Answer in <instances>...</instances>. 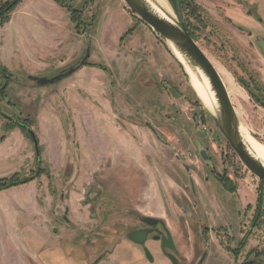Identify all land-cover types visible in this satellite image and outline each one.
Instances as JSON below:
<instances>
[{"label": "rangeland", "instance_id": "1", "mask_svg": "<svg viewBox=\"0 0 264 264\" xmlns=\"http://www.w3.org/2000/svg\"><path fill=\"white\" fill-rule=\"evenodd\" d=\"M6 1L0 0V8ZM161 1L179 24L178 0ZM244 2L259 6L254 18L264 21V0ZM202 6L201 20L188 18L189 27L226 85L242 135L264 144V108L238 81L254 77L264 86L259 39L250 42L246 33L208 16ZM70 9L78 11L79 30ZM263 25L254 33L264 36ZM84 60L86 65L62 81L39 85V78H52ZM0 62L11 78L7 98L0 100V137L26 140L23 145L16 138L0 141V179L34 176L0 190V264H172L152 237L144 246L130 239L145 226L142 218L160 221L164 228L158 229L172 235L176 251L167 252L179 264H199L210 249L202 264H264V255L256 259V253H264V182L223 137L217 114L199 100L168 42L123 0H22L0 25ZM2 114L15 123L28 120L37 147L30 134L9 128ZM147 124L160 130L161 153L148 140L151 135L133 127L146 130ZM171 135H181L182 141L186 135L205 136L211 163L197 152L204 177L199 191L190 189L193 157L174 151ZM146 148L154 152L143 165L137 154ZM211 171L227 177L235 191ZM151 174L164 189L169 218L147 214ZM259 196L263 217L254 227ZM145 248L155 261H148Z\"/></svg>", "mask_w": 264, "mask_h": 264}, {"label": "water", "instance_id": "2", "mask_svg": "<svg viewBox=\"0 0 264 264\" xmlns=\"http://www.w3.org/2000/svg\"><path fill=\"white\" fill-rule=\"evenodd\" d=\"M123 1L135 16L140 18L144 23H146L154 31H156L163 38V40L171 42L194 67L203 72V74L209 80L210 86L212 88V91L215 93V97L218 103V110L216 112L217 118H214V120L219 128V131L226 139L230 147L233 149L235 154L238 156L240 161L243 163V165L262 182H264V165L250 154L248 148L244 144V141L240 134V121L232 100L230 99L226 85L224 84L216 66L206 55L204 50L199 46V44L194 40L186 26L182 13V0H178L177 5L180 17L179 24L172 23L159 16L151 8L146 0ZM258 46L264 55V39H260L258 41ZM85 63L86 61L84 60L78 67L83 66ZM75 72L76 68H70L69 70H66L52 78L35 79H38L39 85L45 86L60 82ZM149 126L153 129V131L156 132V130L151 125ZM199 155L207 164L211 163L206 149L200 150ZM146 220L155 224V220L152 218H146ZM168 234V237L162 238V246L164 248L169 247L172 250H176L174 239L170 233ZM147 235V231H135L130 235V239L135 243L144 244L147 240ZM145 255L148 261H154V257L148 249L145 250ZM168 258L170 259L172 264H179L175 256L168 255ZM205 258L206 254L202 257L199 264H202Z\"/></svg>", "mask_w": 264, "mask_h": 264}, {"label": "crops", "instance_id": "3", "mask_svg": "<svg viewBox=\"0 0 264 264\" xmlns=\"http://www.w3.org/2000/svg\"><path fill=\"white\" fill-rule=\"evenodd\" d=\"M198 1L201 2V4H203V6L200 5V3H198ZM202 1L204 3H202ZM195 3L202 6L204 8V10L207 12L208 16L215 18V19L227 20L228 22H230V24L233 28L242 30V32L246 33V35L249 38V41L252 43H254L258 37H261V36L264 37L263 35H260L258 33H254L255 27H258V29L260 27H262V23L254 18V15H257V13H259V11H260V7L259 6L257 7L254 3L245 4L244 0H195ZM209 6H211V9ZM255 7H257V9H255ZM212 10L215 12H218V13L220 12L222 14V18L218 17L217 16L218 14H216V16H215V14H213ZM263 32H264V27H263ZM262 59H263V62H261L258 70L260 72L259 74L261 77V81L264 84V57L263 56H262ZM157 109H158V112L156 113L157 117L159 119H163L164 113L162 111V107L157 106ZM176 112H175V116L177 117L180 115V113L177 110H176ZM174 121L177 125L178 120L174 119ZM149 125H151V124H147L146 130L142 129V127L138 126V125H133V127L136 128V131L140 135H146V136L151 135L152 138L149 136L150 139H148V140L154 142V144L156 145L155 151H157V152L161 151L162 152L164 150V148H161L162 150L159 149L158 143H161L164 146L165 142H164V140L161 141L159 138L160 130H158V127H154L153 125H151L156 130V132H155V131H153V129ZM185 126H186V124H185ZM174 128L176 129V127H174ZM171 136H172L171 140L173 141V144H174L172 149L174 151H179V152H182L183 155L188 154V155L193 157L190 159V162L192 164H194V166L193 165L192 166L196 170L192 169V171H191L189 169V171H188V172H192L189 176V178L191 179V186H192L190 189L194 191V189L197 188L196 190L199 191L201 188V183H202V180L204 177L202 175L203 165L198 164L199 161H198V157H197V152L199 153L200 150L205 149V147H204V146H206L205 145V142H206L205 136L204 135H198V136L186 135V136H183V141H182L181 135H171ZM13 138L20 140L22 145L26 143V140H25L23 135H10L8 137L6 136L3 143L7 144ZM168 138H169V136H168ZM151 151L154 152V149L151 148L150 150H148L146 148V149H143L139 154H137L139 159H140V162L143 165L144 164H150L148 162V159H149V154L151 153ZM147 171H150V169ZM50 172L54 173V176H55L54 179L56 181H59L61 184L62 178L60 179L59 177H56L55 171H50ZM212 173L216 177V174H215L216 172H212ZM150 178L151 179H149V184L147 186L148 188L146 191V198H147L146 200L150 205L149 206V212L147 211V214L151 212V214H154L156 217H159L162 219L163 218H169L168 209L166 208V201H165L164 193H163L164 189L163 190L161 189L160 185L158 184V182H156L155 177L153 175H152V177L150 176ZM34 183L35 182H31L28 185L30 186ZM194 195L196 196V194H194ZM196 199H197V203L200 204L197 196H196ZM36 203L37 202H34L32 204V206H34V204L36 205ZM168 206H170V207L172 206L171 207L172 209H174L176 207L175 203L173 204V202H171V201H170ZM31 209L37 210V207L35 209L32 207ZM209 228L211 231H214V229H215L214 225H211ZM210 250H209V253L206 254V258H205L204 262L212 254L213 251H210Z\"/></svg>", "mask_w": 264, "mask_h": 264}, {"label": "trees", "instance_id": "4", "mask_svg": "<svg viewBox=\"0 0 264 264\" xmlns=\"http://www.w3.org/2000/svg\"><path fill=\"white\" fill-rule=\"evenodd\" d=\"M22 2V0H7L6 2H3L1 4V8H0V25H4L6 22L9 21L10 16L12 14V12L15 10V8L17 7V5H19ZM69 9V8H68ZM71 10V9H70ZM202 9L200 8V6H198L193 0H183L182 2V13L183 16H187L185 17V23L186 26L190 32V34L192 35V37L194 38V40L197 42V37L195 36V34L193 33V31L191 30V28L189 27V23L187 21V19L189 18H194L196 21H200V14L199 12H201ZM78 11L76 10H71V17H72V21L74 22V24L76 25V30H79L81 28V26H79L78 21ZM259 22L262 23V20L259 18L258 19ZM87 63H85L84 65H86ZM82 67V66H81ZM80 67H78L79 69ZM76 67V71L78 70ZM0 75L3 77L4 79V84H5V90L7 88L8 85V81L11 80L10 75L7 72V69L1 65L0 63ZM36 77H32L31 79H35ZM239 83L241 84V86L249 93V95L252 97V99L258 103L259 105H261L264 108V86L263 85H259L257 84V82L255 81L254 77H251V82H253V84H251V82H245L244 80H238ZM4 90V91H5ZM5 93V92H4ZM28 120H26L24 123L19 124V123H15L13 125H11V127L9 128H20L24 133H28L30 135V137H32L33 141L36 144L37 147V141H36V136L34 135L31 126L26 125ZM34 124V123H33ZM217 179L224 185V187L228 190V191H235V189L232 187L230 180L227 177H223L219 174H216ZM34 179V176H30L27 178H19L17 175L13 176L10 179H1L0 180V190H4L13 186H17L19 184H25L30 182L31 180ZM262 204H263V197L259 196L258 199V203H257V208H256V213H255V221H254V227L260 226L262 223V217H263V209H262ZM246 240H243L241 242V245H245ZM254 253V252H252ZM264 255V253H256V259L259 260L261 258V256ZM244 264H255V262L250 261V260H246L244 262ZM257 264V262H256Z\"/></svg>", "mask_w": 264, "mask_h": 264}, {"label": "bare ground", "instance_id": "5", "mask_svg": "<svg viewBox=\"0 0 264 264\" xmlns=\"http://www.w3.org/2000/svg\"><path fill=\"white\" fill-rule=\"evenodd\" d=\"M151 8L162 18L175 23L168 15L166 5L161 0H156V3H154L152 0H146ZM168 45L171 47V50L175 57L182 63V65L186 68L189 77L190 82L192 85V88L199 98V100L202 102L204 107L211 112L213 115L216 114L218 110V103L215 97V93L212 91V88L210 86L209 80L206 78V76L203 74L201 70L191 65L194 70L189 66L188 63L189 60L171 43L168 42ZM223 80V79H222ZM224 82V81H223ZM225 84V83H224ZM229 93V92H228ZM230 96V94H229ZM240 134L242 136V139L244 141V144L248 148V151L250 154L260 161L264 165V144H261L260 142L256 141L255 139L250 137L249 135H242V127L240 126ZM246 134V133H245Z\"/></svg>", "mask_w": 264, "mask_h": 264}, {"label": "flooded vegetation", "instance_id": "6", "mask_svg": "<svg viewBox=\"0 0 264 264\" xmlns=\"http://www.w3.org/2000/svg\"><path fill=\"white\" fill-rule=\"evenodd\" d=\"M182 2H183V0H182ZM262 20V19H261ZM262 24H264V21L262 20ZM258 39L260 40V39H264V37H258ZM1 63V62H0ZM1 65H2V63H1ZM3 66V65H2ZM5 90V84H4V79H3V77L0 75V100L1 101H3L5 98H7V96H6V90ZM5 92V93H4ZM2 116H4V118L6 119V125L8 126V127H11V125H13V124H15V122H16V120H12L11 118H9V117H5V115L4 114H2ZM20 124V123H19ZM19 128V127H18ZM3 140H5V137L3 136V137H0V141L2 142ZM2 179H4V178H2ZM1 180V179H0ZM155 220V224L153 223V222H149L148 220H146V218H142L141 219V221H142V223L145 225L144 227H142V228H140V229H137V230H135V231H147L148 232V235H147V240L149 239V237H152L153 238V240H155V241H157V242H159L160 243V248H161V250H162V252L164 253V255L168 258V255H173V254H170V253H168L167 252V249H170V248H164L163 246H162V238H164V237H168V233H166V232H162L160 229H158L159 228V226H162L163 227V225H162V223L160 222V221H158V220H156V219H154ZM164 228V227H163ZM135 231H133V232H135ZM132 234V233H131ZM158 237H160V238H158ZM146 240V241H147ZM134 242V241H133ZM146 243V242H145ZM145 243L144 244H138V243H136V244H138V245H141V246H144L145 245ZM147 248H145V250H146ZM144 250V251H145ZM171 250V249H170ZM176 250H174L173 252H175ZM153 256V255H152ZM174 256V255H173ZM169 259V258H168ZM170 260V259H169ZM171 262V261H170ZM172 263V262H171Z\"/></svg>", "mask_w": 264, "mask_h": 264}]
</instances>
